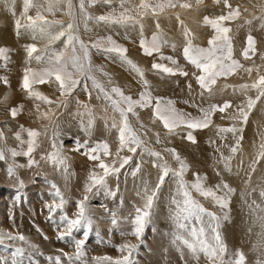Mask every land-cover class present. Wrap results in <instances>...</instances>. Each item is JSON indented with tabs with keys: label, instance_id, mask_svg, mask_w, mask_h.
Here are the masks:
<instances>
[{
	"label": "rangeland",
	"instance_id": "obj_1",
	"mask_svg": "<svg viewBox=\"0 0 264 264\" xmlns=\"http://www.w3.org/2000/svg\"><path fill=\"white\" fill-rule=\"evenodd\" d=\"M113 1L114 2H112L111 0V6L105 5L102 2H98L94 7L88 8L87 11L93 17L105 15L111 10V7H119V0ZM246 1L250 2L246 5V7H241L242 5H237V0H228L232 8H238L240 13L246 11H248L250 15L255 13L254 16L251 17V19L249 18L247 20L251 21L250 25L248 23H244L245 21L237 25L240 28L249 25L250 27H248V29L252 31V29L256 28V24L254 25V23L260 20L257 18L264 16V0H245L244 2ZM188 2L193 4V7L191 9H188V11L190 13L194 12L195 14H201L202 18H204L205 16L216 18L220 15L227 14L229 11V9L225 7L223 0H220L219 3H217L216 0H203V3L199 6L196 5V0H188ZM73 4L76 6L77 11L78 0H73ZM113 5H115L116 7H114ZM175 9H179V6ZM175 9H170V12H174ZM35 13V9L30 10L28 15L34 16ZM150 17L151 15H148L145 19H150ZM239 18L240 17L236 18L233 21L225 22V26L229 28H235L236 23L239 22L236 20ZM55 19L57 18L55 17ZM77 19L78 22L81 20L83 21L79 22L78 34L86 44H91L97 39L107 38L110 36L117 43L127 48V54L129 58L133 60L141 69H143L145 78L149 82L150 91L152 92L154 97H164L166 99L174 100L176 102L175 106L178 109L183 110L186 113H191L193 116H199V110H191L187 108L180 103V100L178 98V91L182 85L188 87V85L191 84L192 89L191 92L189 91V93L194 94L195 98L197 96L198 100L196 102V105L208 107V105L210 104L222 105L226 101L231 102L232 108L227 109L224 113L216 112L213 115L212 124L208 128L198 130L193 133L197 141L196 143H191L184 138L187 130H177L179 134H176L173 138H171L172 136L169 135L167 131H164L165 129L160 122H153L151 109L137 110L140 115V121L145 125V129H140V125L134 118L132 119V123L134 128L138 130V134L141 135V138L146 140V146L155 151L161 152L164 159L167 160L169 165L173 168H177L178 164L172 158L171 154L165 152L164 149L172 148L176 150L181 158L184 159L189 165V170L184 177L186 181L192 182L194 180V174L199 173L201 176L207 177V180L205 181L206 186L214 187L217 183L220 182L221 179L225 180L226 182H228L227 180L233 179L232 181L234 185V181L238 178L237 182L239 185L235 184V187L233 185H230L231 187L233 186V188L236 189V192L232 196L229 209L224 210L228 212L229 220L223 221L222 228L220 229L222 237L228 249V254L226 255L225 259H231L234 256L235 252L242 251L246 257V264H258V262L264 264V248L259 246L260 237L257 236L260 235L257 234V232L259 231L244 234L243 238L244 240H246L245 243H229V240L232 239V237H230L231 234L235 232L233 227L238 219L242 220V218H245V221H247L245 223L246 226L252 224L254 222V219H256L252 211H250V214H245V209L246 207H248V203H251V201L255 199L258 204L264 206V199L259 197L258 191L256 193H253L251 196L247 195L249 188H247L246 190L244 183L245 179H247L246 172L242 173V171L239 170L238 175L236 173V175H233L231 173L229 174V176H227L225 175L226 171H224L223 164L221 163L222 168L220 169L219 167L213 168L214 164L213 160H211V163H208V167L213 168V174L217 176V171L221 173L219 179L217 181H214L209 178L207 171H205V168L202 165L204 160H201V158H199L196 161H192L191 156L187 154L189 149H195V147L198 146L200 140L204 141V139L207 140L206 142L211 143L214 149L219 147V149L221 150L224 149V155L227 156L230 154V147L235 143L234 137L231 136V133L230 136L229 133L228 135H218V127L227 128L233 126L234 123L236 124V126L238 125L237 127L240 126L239 122L233 121L232 119H230V116L234 113L237 105L246 104L247 98L249 96L255 98L256 91L250 90L245 94L239 90V86L246 83L250 84V78H252L253 81L257 79V71L255 70L256 68L259 69V74L264 75V60L262 61L263 66L261 63H256L257 59H261L259 54L257 55V52L255 53V55L251 56V59H245L242 55L244 48L247 46L246 41L248 35H252L255 39V36L253 35L255 30L252 31L253 33H250L251 31L248 32L244 29V33L239 32L242 36L240 37L241 39L239 38L238 40L237 37L239 36H236L238 30L236 29L237 31H230L229 36L232 38L233 44V59L238 60L243 67L239 69L235 74L227 78H220L219 80H224L222 82L223 86H217V83L215 85V87L217 86V88H213L214 94L209 97L208 94L205 93L204 97L202 98L200 95L201 89L196 83L193 75L194 73H197V69H195V67L191 65L184 56L183 50L187 43L186 38H184V41L181 40L179 43H177V39L175 38L177 36H171L170 38L174 41V44L164 43L162 44L159 53H156L153 56H145L143 55L140 48L141 36H139V39H137L136 42L133 41V44L131 45L123 40L125 36L132 40L133 38H131L130 35H134V33L137 34V30L140 33L139 28H124L116 25H105L102 23H96L95 19H92L87 21L86 30L84 20L80 17H77ZM174 19H176V17H174ZM159 22L162 27L163 22ZM149 25L145 26L143 31L144 34L149 31ZM205 26L207 25H202L203 28ZM6 28L9 29L10 27L6 25ZM190 28V31L192 33L193 31L191 25ZM128 29L131 30L129 31ZM176 29L178 30V32H180L181 30L179 27H176ZM131 31L135 32L132 33ZM153 33L155 32L153 31L147 33L145 36L143 35V37L150 40ZM193 34L194 33H192L193 46L207 48L209 46L208 41L209 39H211L214 33L212 28L210 26H207V32H197V34ZM21 35L24 36V38H20L18 41H15L13 43L2 44L3 41L0 38V49L4 50L2 55H0V77L6 76L9 81L8 86H5L2 82H0V131H3L6 137L4 141H0V147H5L6 149H16L17 151L21 150L19 141L15 139V133L19 130L20 125H23L26 129H34L41 132V136L38 140L39 146L33 153V157L38 162V166H33L31 168L27 166L17 167L15 169L16 175L10 177L7 171L8 167L12 164L27 165L28 158L21 155L15 157L13 160V158L10 156V153L6 152V160L0 161L3 165L0 167V230L10 231L14 235L17 233L22 234L28 241V244H25L18 240L4 241L2 244H0V259L10 260L11 253L15 250V248L23 247L25 249V264H29V261L27 259V257L29 256H31V259L35 261L36 264H49L47 258L49 256L55 257L57 255H61L63 264H67V260L63 257L62 253L72 254L74 253L75 248L73 244L69 242H61L57 239L58 230L56 225L59 221L61 213L58 211L55 214L53 220L48 219L49 214L46 208V204H49L53 201V196L51 195L53 189L51 188V184H56L65 198L66 203L64 205V213H66L70 218H74V214L77 211L76 203L77 201L83 199V196L85 195L84 186L88 182L89 173L94 170V166L97 163L88 160L86 156L71 151V149L74 147V141L77 139H79L81 142H83L84 140H88L90 144L97 141H104L109 144L110 150L115 153L118 148V132L116 129L111 128L110 126L106 127L104 123H102L104 119L99 115L98 120H96L99 122H95L94 127L89 134H86L83 130L79 131V129L81 130V128L78 129V127H81L80 122H78L79 119L72 116L73 112L75 113L76 108L80 107V105L77 104V100H81L83 97H86V101H88L89 103H86L85 100L83 101H85V103L88 105L90 104L89 106L93 105L96 108H99V105H102L103 103L101 100L98 101L96 99L97 94L93 93V91L95 90L91 89L90 81L88 82V85L89 90L91 91V98H89L88 93H86L83 88H78L76 92L73 93V96L75 98H68L70 102L66 109L60 108L56 110V115L51 120L40 118L41 110H43V104L39 103V101H35L33 98H30L28 94L22 89L21 83L25 67H40V65H38L34 60L29 61L27 53L28 46L35 44L39 52L45 49L47 42L43 40H34L30 32H24ZM204 38L206 39V46L203 43L204 41H202L204 40ZM237 43H242L243 49L241 48L240 50V47H236L238 45ZM54 47L57 49H62L63 41L57 42ZM237 49H239V51ZM239 52H241V54ZM90 55L92 64L95 68H102L104 71L108 72L113 80L114 85L121 87L126 95H132L134 98H138L139 93L143 91V87L140 83L139 77L134 72H132L128 67L121 65V63L115 58L108 59L104 54L98 53L95 49H90ZM161 56L165 57V59H161ZM239 56H241V58H239ZM169 57L172 60L176 61L175 65L171 64L170 61L166 59ZM154 62L162 63L169 67H179L188 72L189 75L186 77L180 75L166 76L152 69V64ZM246 68L254 69L251 76H249V74L244 70ZM94 75H96V77H98L97 79L102 83H106L107 78L104 77L100 72H94ZM226 83L227 85H229V87L224 88ZM48 85L49 84H42L38 86H40V88L42 87L43 91L41 94H46L48 97H51V95H48L49 91H51L47 89ZM167 86L168 88H166ZM218 87H220V89H218ZM57 94L59 95L58 91ZM79 94L80 96H78ZM5 97H7V99H5ZM76 97L80 98L77 99ZM91 99L93 100V102L91 101ZM36 104L40 105L39 112L37 111ZM12 107H21V111L16 119H12V117L10 116L9 110ZM48 108L46 109L48 110ZM108 109L111 111L110 108ZM54 128H56L57 131L56 137L53 136ZM156 133L160 134L162 143H156ZM261 133L264 134V98H262L261 101L257 103L256 107L249 115L248 123L243 126V139H245L246 137V140L250 141L249 146H251L250 148L247 147L249 149L247 150L248 153L245 152L246 158L249 160V162H247L248 160L246 159L247 161H245V163H251V161L255 158L253 157V155L255 156V154L258 152V145H260V143L262 142ZM22 136L24 139H27L26 133H22ZM149 136L151 138L150 142H148V139L150 138H147ZM221 136H223L224 139H222ZM228 137H231V142L229 141ZM54 139L57 144L62 143L64 145L63 155L68 157L67 175H65L62 170L57 169V167L51 162L47 161L46 159H41V157H46L49 153L54 151V149L52 148ZM255 142H257L258 145ZM227 144H229L230 146H228ZM241 145L245 148L244 143H241ZM26 148L27 145L25 144L23 146V149L26 150ZM247 148H245V150ZM220 152L218 153L216 151L215 155L212 157L218 159L220 156ZM120 154L131 155V153H128L126 150L121 152ZM105 159L106 162H111L113 157H108ZM152 160V157L146 155L140 156V151L138 149L137 155L133 157L132 163L126 166L124 170H122L118 180L115 177H108L109 187L113 190H116L117 186L119 188L115 199L105 196L103 192H100L98 194H88V207L93 218V224L92 230L90 231L84 246L86 253L84 259L86 261V264H95L93 257H121L122 254L117 251V248L126 242L138 245V249L133 253L132 257L134 260V264H207V261L202 254L200 256V259H204H199V261H197L192 257L191 253H189L186 248H181V250L178 251L176 245L172 243L174 224L171 219V213L174 211V206L171 205L170 201L171 198L176 194V185L175 182L170 178L166 179L165 185L162 187L158 195V199L156 200L155 206L153 208L151 221L146 225L142 237L137 240L136 237L129 234L132 231V224L130 223V220L135 216V208L137 206L142 207L144 203V201L141 199V196L137 195L138 191L142 192V182L144 180H147L150 187H154L159 175L158 170L152 166ZM233 160V163H238V161L240 160V156H238V153L233 158ZM137 162H141L142 170L135 178H133L130 173ZM238 166L241 165L239 164ZM256 167L257 170L252 174L250 187H257L258 184L264 181V160H262ZM95 170L97 172L102 171L98 168H96ZM21 181L23 182L22 184ZM194 196L208 210L216 212L217 215L222 216L224 214L223 211H221L218 207L213 206V204L209 200H204V198L199 197L198 194L195 193ZM121 199H123V206H120ZM245 200H247L248 203H245ZM232 206L236 211L235 214L230 213L231 210H233ZM112 212L116 213V218L118 221V223L115 225L112 223ZM258 213L259 212H257V214ZM10 214L12 216V219L9 218ZM259 214L264 215V213ZM255 222H257V224H255L257 225V227H255L254 230L256 228L257 230H259V223L256 220ZM82 233L83 230H81L80 232H74L73 235L76 238L80 239L83 238ZM45 236H47L48 239H45ZM29 244L34 245L35 248H30L28 246ZM181 251L183 252V258L181 256Z\"/></svg>",
	"mask_w": 264,
	"mask_h": 264
},
{
	"label": "snow or ice",
	"instance_id": "obj_2",
	"mask_svg": "<svg viewBox=\"0 0 264 264\" xmlns=\"http://www.w3.org/2000/svg\"><path fill=\"white\" fill-rule=\"evenodd\" d=\"M98 2L111 6V0H78L79 12L85 21V29L87 30V21L92 19H95L96 23L105 25H116L124 28L139 27L141 34L140 48L145 56H153L159 53L162 44L167 43L162 38L159 22V17L165 13L166 9H175L179 6L187 10L193 7V4L188 2V0H139L138 3L135 0H121L118 8H111L107 14L93 17L88 13L87 9L94 7ZM216 2L219 3L220 0H216ZM202 3L203 0H196L197 6ZM223 3L229 9L227 14L216 18H210L209 16L203 18V23L210 26L214 33L208 41L209 46L207 48L193 46L191 31L184 25V21L181 20L179 14H176V19L182 26L183 35L187 41L183 50L184 56L197 69L198 74L194 73L193 75L201 89L200 95L202 98L205 93L209 97L214 94L213 88L220 78H227L243 67L238 60L233 59L232 38L229 36L231 29L225 26V22L238 18L240 11L238 8L233 9L228 0H223ZM33 8L36 10L35 15H28L29 10ZM57 12L69 16V22L65 24L63 21L55 19ZM148 15H151L156 20V32L153 33L150 40L143 37V20ZM23 16L26 23L22 24L20 19L15 21L17 31L19 32V29L23 27L32 34L34 40L47 42L45 49L39 52L35 44L28 46L29 61L34 60L40 67H25L21 83L22 89L30 98L49 105L46 112L40 113V118L51 120L55 117L56 110L60 108L66 109L69 104L68 98H75L73 93L78 88H83L88 93L89 98H91V91L88 85L90 81L91 89L97 93L96 99L104 101L105 112L107 113V109L110 108L113 113L111 117L107 115L103 117L105 126H109L108 120L111 119L110 127L116 129L118 132V148L115 153L110 150L109 144L104 141H97L91 144L88 140L81 142L77 139L74 141V147L71 151L86 156L90 161L97 162L94 170L89 173L88 182L84 186L85 195L83 199L76 203L77 211L74 214V218H70L64 213L65 198L57 185L51 184L53 201L46 204L49 214L48 219L53 220L58 211L61 213L56 225L58 230L57 239L61 242H69L75 248L72 254L62 253L63 257L67 260V264H86L84 246L93 224V218L88 207V194L103 192L105 196L115 199L119 188L118 186L116 190L110 188L108 177H115L118 180L122 170L132 163L138 149L140 156L146 155L153 158L152 166L158 170L159 175L154 187H150L147 180L142 182V192L138 191L137 195L141 196L144 203L142 207L137 206L135 208V216L130 220L132 231L129 234L136 237L137 240L142 237L146 225L151 221L158 195L165 185L166 179L170 178L176 185V194L171 198L170 203L174 206V211L171 213V219L174 224L172 243L176 245L177 250L180 251L181 248H186L197 261H199L202 254L207 264H246V257L242 251L235 252L231 259H225L228 249L220 231L223 221L229 220L228 212L224 210L229 209L236 189L223 179L214 187H208L205 185L207 177L201 176L199 173L194 174L192 182L186 181L184 177L189 170V165L176 150L172 148L164 149L165 152L171 154L178 164L177 168H173L164 159L161 152L146 146V140L141 138V135L138 134V130L134 128L132 123V119L134 118L140 125V129H145V125L140 121V115L137 110L151 109L153 122H160L169 135L179 134L177 130H187L184 138L191 143H196L197 141L193 133L208 128L212 124L213 115L216 112L224 113L227 109L232 108L231 102L226 101L222 105L210 104L208 107L190 105L191 107H197L200 112L199 116H193L191 113L178 109L175 106L176 102L174 100L164 97H154L150 91L149 82L145 78L143 69L129 58L127 48L117 43L110 36L97 39L91 44H86L81 39L78 34L79 22L73 0H47L46 5L41 4L39 0H24ZM49 16L53 18L49 19ZM257 19L262 21L261 26L264 27V16ZM246 23L251 24V21H246ZM59 41H63L62 49L54 47ZM246 44L247 46L244 48L242 55L245 59H251V56L256 53V40L252 35H248ZM90 49H95L98 53L104 54L108 59L115 58L121 65L128 67L139 77L143 91L139 93L138 98L126 95L121 87L114 85L108 72L102 68H95L93 66ZM3 51L0 49V55H2ZM161 59H165V57L161 56ZM166 59L171 64H176V61L170 57ZM261 59H264V56ZM152 69L166 76L180 75L186 77L189 75L188 72L179 67H169L157 62L152 64ZM244 70L251 76L254 69L246 68ZM255 70L257 71V79L250 84L246 83L239 86V90L245 94L250 90H255V98L249 96L246 104L237 105L234 113L230 116V119L239 122L240 126L237 127L234 123L231 127H218V135L231 133L235 139V143L230 147L229 155L226 156L223 152H220L219 148L216 149L217 152H220L218 163H222L224 171L229 174L233 172L232 160L241 150L243 126L248 123L249 115L257 103L264 98V75L259 74L258 68ZM94 72H100L106 77V83L98 80ZM0 82L5 86L9 84L6 76L0 77ZM42 84H49L56 88L59 92L57 100H52L35 90L36 85ZM227 87L229 85L224 86V88ZM188 88L191 92V84L188 85ZM185 103L188 102L185 101ZM77 104L84 109V112H78L77 115L81 117L87 115V123L85 124L82 119L81 128L86 134H89L95 124L93 111L89 105L83 104L79 100H77ZM53 105L54 107H52ZM36 107L39 112V104ZM20 111L21 107H12L9 110L12 119H16ZM22 133L27 134V139L23 138ZM40 136L41 132L34 129H26L23 125H20L19 130L15 133V139L19 141L21 150L17 151L16 149L0 147V161L6 160V152L10 153L13 160L15 157L21 155L28 158L27 165L12 164L8 167L7 171L10 177L16 175L15 169L17 167L27 166L31 168L38 166L33 153L39 146L38 140ZM53 136H57L56 128L53 129ZM221 138L223 139V136ZM5 139L4 132L0 131V141H4ZM156 143H162L159 133H156ZM25 144L27 145L26 150L23 149ZM52 148L54 151L46 157H41V159L51 162L57 169L62 170L67 175L68 157L63 155L64 145L62 143L57 144L54 139ZM125 150L131 153V155L120 154ZM108 157H113L111 162H106L105 158ZM262 160H264V134H262V142L259 145L255 158L248 165L247 179L244 181L245 187L249 188L247 192L248 196L258 191L259 197L264 199V181L258 184L257 187H250L252 174L256 172V166ZM96 168L102 171L97 172ZM141 170V162H137L130 174L135 178ZM216 174L217 176L221 175L219 171ZM236 174L238 175L239 172ZM194 193L204 198V200H209L213 206L218 207L224 214L221 216L217 215L216 212L208 210L195 198ZM245 203H248L247 200H245ZM120 206H123V199L120 200ZM248 207L256 216V221L259 222L261 229L264 230V215L257 214V212L264 213V207L258 204L255 199L251 203H248ZM111 215L112 223L114 225L117 224L116 213L112 212ZM9 218L12 219L11 214ZM81 230H83V238L78 239L73 233L80 232ZM44 238L48 239L47 236ZM6 240H18L28 244L26 237L22 234L17 233L14 235L10 231L0 230V244ZM28 246L35 248L31 244ZM259 246L264 248V231L260 233ZM137 249L138 245L126 242L117 248V251L122 254L121 257L101 256L93 257V260L95 264H134L132 257ZM181 256L183 258L182 251ZM27 259L29 264H36L31 259V256L27 257ZM47 259L49 264H63L61 255L55 257L49 256ZM0 264H25V249L23 247H16L11 253L10 260L0 259ZM258 264H261V262H258Z\"/></svg>",
	"mask_w": 264,
	"mask_h": 264
},
{
	"label": "bare ground",
	"instance_id": "obj_3",
	"mask_svg": "<svg viewBox=\"0 0 264 264\" xmlns=\"http://www.w3.org/2000/svg\"><path fill=\"white\" fill-rule=\"evenodd\" d=\"M245 0H237V5L238 6H241V7H246V5L250 2H248V1H246V2H244ZM39 2L41 3V4H45L46 5V3H47V0H39ZM112 2H114L113 0H112ZM116 2V1H115ZM119 2H121V0H119ZM135 2L136 3H138L139 2V0H135ZM210 2V1H209ZM211 3V2H210ZM236 3V2H235ZM112 4V3H111ZM115 4V3H114ZM78 6H77V17H80V18H82L83 20H84V18H83V16H81L80 15V12H79V4H77ZM207 5V4H206ZM205 5V6H206ZM209 5H211V4H209ZM264 5V4H263ZM114 7H116L115 5H113ZM204 6V7H205ZM64 7H66V6H64ZM118 7V6H117ZM209 7V6H208ZM213 7V6H212ZM111 8H113V7H111ZM103 9H107V8H103ZM206 9V8H205ZM210 9V8H209ZM30 10H34V8L33 9H30ZM29 10V11H30ZM23 12H24V0H0V38L2 39V44L3 43H13V42H15V41H18L20 38L21 39H23L24 38V36H22L21 34L22 33H24V32H28L27 30H24V28L23 27H21L20 29H19V32L17 31V29H16V26H15V21L17 20V19H20L21 20V23L23 24L24 22H26V20H25V18H24V16H23ZM216 12V11H215ZM28 14H29V12H28ZM95 14V13H94ZM176 14H179V16H180V18H181V20H183L184 21V25L190 30L191 28H190V25L192 26V33H194L193 35H195V34H197V32H201V33H205V31L207 32V26H205L204 28L202 27V25H205L204 23H203V18H202V16H201V14H195L194 12H192V13H190L189 11H188V9L186 10V9H182V8H180L179 7V9H175L174 10V12H170V9H166V11H165V13L164 14H162L160 17H159V21H162L163 22V25H162V27H161V29H160V32H161V34H162V38L164 39V40H166L167 41V43H171V44H174V41L170 38L171 36L172 37H174V36H177V37H175L176 39H177V43H179L181 40L182 41H184V35H183V28H182V26L180 25V23L177 21V19H174V17H176ZM254 14L255 13H253V14H249V12L248 11H246V12H241L240 13V18L239 19H237L236 21H239L238 23H236V27L235 28H230L231 29V31L232 30H238V32H237V35L236 36H239V37H237V40L242 36L241 35V33H239V32H245V30H247L248 32H250L251 30H249L248 29V27H250L249 25H246V26H244V24H243V28H240L239 26H237V25H239V23H241V22H243V21H245L244 23H246V21L250 18L251 19V17L252 16H254ZM57 19H59V20H61V21H63L64 23H68L69 22V20H70V17L69 16H67V15H63L62 13H60V12H57L56 13V16H55ZM49 19H52L53 17H51V16H49L48 17ZM146 18V16L144 17V20H143V23H144V28H145V26H147V25H149V23H150V25L148 26L149 27V31L147 32V33H150V32H156V27H155V23L154 22H156V20L153 18V17H150V19H145ZM164 20V21H163ZM252 20H253V18H252ZM79 22H83L82 20L81 21H79ZM85 22V21H84ZM169 24V25H168ZM234 24V23H233ZM256 24V28L255 29H252V31H254L255 30V32L253 33L252 31L250 32V33H253V35L255 36V40L257 41V45H256V52H257V55L259 54V56L260 57H262V56H264V27H262L261 26V24H262V21L261 20H259L258 22H255L254 23V25ZM6 25H8L10 28L9 29H7L6 28ZM232 25V24H231ZM176 27H179L181 30H180V32H178V30L176 29ZM139 27H137V29H138ZM245 29V30H244ZM129 30V29H128ZM131 30V29H130ZM129 30V31H130ZM205 30V31H204ZM236 30V31H237ZM136 31V30H135ZM135 31H131L132 33L133 32H135ZM146 33V34H147ZM138 34V35H137ZM137 34L136 33H134V35L133 34H131L130 36H131V38H133L132 40H130L129 38H127L126 36L123 38V40L124 41H126L129 45H131V44H133V41L134 42H136V40L137 39H139V36H141V34L139 33V31L137 30ZM146 34H144L143 33V35L145 36ZM204 35V34H203ZM244 35V34H243ZM123 37V36H122ZM129 37V36H128ZM200 37V36H199ZM244 38V37H243ZM203 39V38H202ZM236 39V38H235ZM234 39V40H235ZM241 39V38H240ZM205 38H204V40H202V41H204L203 43L205 44V46H206V42H205ZM237 40H236V42H237ZM168 41H170V42H168ZM198 41V40H197ZM242 42V41H241ZM236 44V43H235ZM238 44V43H237ZM239 45V46H238ZM236 47H240L239 49L241 50V48H242V46H243V44L242 43H240V44H238ZM239 49H237L238 51H239ZM243 49V48H242ZM237 52V51H236ZM240 54H241V52H239ZM238 56V55H237ZM239 58H241V56H239ZM238 58V59H239ZM264 59H257V61H256V63L257 64H259V63H261L262 64V66H263V61ZM255 61V60H254ZM134 62V61H133ZM135 63V62H134ZM140 65H142V64H140ZM260 66V65H259ZM248 67V66H247ZM150 71V70H149ZM148 71V72H149ZM263 73V72H262ZM148 74V73H147ZM98 78V77H97ZM250 80H251V83H252V81H253V79L252 78H250ZM224 81V80H223ZM222 80H218L217 81V83H218V85L217 86H219V85H222L223 86V82ZM242 82V81H241ZM238 83H240V82H238ZM226 85H227V83H226ZM217 86L215 87V88H217ZM166 88H168V86L166 87ZM44 89V88H43ZM47 89H49V90H51V91H49V93H48V95H51V97H49L50 99H57L58 98V94H57V90H56V88L54 87V86H50V85H48V88ZM135 89V88H134ZM133 89V90H134ZM218 89H220V87H218ZM222 89V88H221ZM35 90H37V91H39L40 93H42V87L40 88V86H38V85H36L35 86ZM93 90V89H92ZM132 90V89H131ZM136 91V90H135ZM216 91V90H215ZM51 92V93H50ZM217 92V91H216ZM219 92H220V90H219ZM93 93H95V94H97L95 91H93ZM248 93V92H247ZM94 94V95H95ZM46 95V94H45ZM245 95V94H244ZM47 96V95H46ZM78 96H80V94L78 95ZM195 95L194 94H190L189 93V89H188V87H185V85H182L180 88H179V91H178V98H179V100H180V103L182 104V105H184V106H186L187 108H189V109H191V110H198L197 109V107H191L190 105H196V102H197V100H198V98H197V96H196V98L194 97ZM77 98V97H76ZM78 98H80V97H78ZM77 98V99H78ZM76 99V100H77ZM83 100H87V98L86 97H83L81 100H79L80 102H82ZM85 101H83V103H85ZM91 101L93 102V100L91 99ZM99 101V100H98ZM101 101L103 102H101L102 103V105L100 104L99 105V108L97 107H94L93 105L92 106H89L91 109H92V111H93V114H94V117H95V122H99V121H96V120H98V115L101 117V118H103V117H105V115H107L108 117H111L112 115H113V113L109 110V109H107V113L105 112V104H104V101L101 99ZM185 101H187L188 103H185ZM70 102V101H69ZM91 102V103H92ZM1 103V102H0ZM39 103H41V104H43L42 102H39ZM72 103V102H71ZM86 103H89L88 101H86ZM85 103V104H86ZM99 103V102H98ZM37 105V104H36ZM88 105V104H87ZM90 105V104H89ZM40 106V105H39ZM98 106V105H97ZM104 106V107H103ZM7 107V106H6ZM5 107V108H6ZM53 107V106H52ZM46 108H48V105H46V104H43V110H41V113H43V112H46L47 111V109ZM75 108V107H74ZM36 112V111H35ZM78 112H84V109L80 106V107H77L76 108V110H75V113L73 112V115L72 116H74V118H78L79 119V121L78 122H80V124H81V120L83 119V121H84V123H87V115H85V116H83V117H81L80 115H77V113ZM110 113V114H109ZM39 115V114H38ZM37 115V116H38ZM39 117V116H38ZM104 119V118H103ZM42 120V119H41ZM74 120H77V119H74ZM100 120V119H99ZM77 122V121H76ZM251 122V121H250ZM102 123H104V125H105V120L102 122ZM98 124V123H97ZM78 125V124H77ZM100 125V124H99ZM108 125L110 126L111 125V119H109L108 120ZM81 126V125H80ZM238 126V125H237ZM252 126H254V125H252ZM42 127V126H41ZM251 127V126H250ZM73 128V127H72ZM79 128H81V127H78V129ZM252 129V128H251ZM253 129H254V127H253ZM75 130V129H74ZM259 130V129H258ZM73 131V130H72ZM79 131H82V128H81V130L79 129ZM164 131H166V130H164ZM108 132V131H107ZM110 132H112V131H110ZM261 132V131H260ZM79 134H80V132H79ZM262 134V133H261ZM227 135H228V133H227ZM257 135V134H256ZM150 136H151V133H150ZM150 136L149 137H147V138H150ZM172 137L171 138H173L174 137V135H171ZM229 136H230V133H229ZM232 136V135H231ZM260 136V135H259ZM83 137V136H82ZM91 137V136H90ZM167 137H169V136H167ZM166 137V138H167ZM225 137V136H224ZM244 137V136H243ZM43 138H44V136H43ZM204 139V138H203ZM224 139V138H223ZM228 139H229V141H230V139H231V137H228ZM254 139V138H253ZM233 140V139H232ZM235 140V139H234ZM151 141V138L150 139H148V142H150ZM207 140L206 139H204V141H201L200 140V142H199V144H198V146L197 147H195V149H189L188 150V152H187V154L189 155V156H191V159H192V161H196L197 159H199V158H201V160H204V162L202 163V165H203V167L205 168V171H207V173H208V175H209V178L211 179V180H214V181H217L218 179H219V176H215L214 174H213V171H212V169L213 168H218L219 167V169L220 168H222V164L221 163H218V160H219V158L217 159V158H213L212 156H214L215 155V153H216V150L215 149H217V148H213V145L211 144V143H209V142H206ZM215 142V141H214ZM217 142H218V140H217ZM216 142V143H217ZM223 142V141H222ZM225 142V141H224ZM231 142V141H230ZM232 142H234V141H232ZM252 142V141H251ZM215 143V144H216ZM221 143V142H220ZM241 143H244L245 144V148H247V147H251V146H249V144H250V141L249 140H246V137H245V139H243L242 140V142ZM255 143H257V142H255ZM1 144V143H0ZM222 145V144H221ZM228 146H230L229 144H227ZM257 145H258V143H257ZM258 147H259V145H258ZM220 148V147H219ZM245 148L241 145V150L238 152V156H240V160L238 161V163L237 164H235L236 163V159H235V163H233L234 162V160H232V168H233V172H232V174L233 175H236L235 173H237L239 170H241L242 171V173L243 172H246L247 173V171H248V165L250 164V163H245V161H247L248 159L246 158V153H248V151L247 150H249L248 148L245 150ZM222 149H223V146H222ZM253 149H254V147H253ZM221 150V149H220ZM245 150V151H244ZM256 150V149H255ZM223 151H225L224 149L223 150H221V152H223ZM251 151H252V149H251ZM254 151V150H253ZM246 152V153H245ZM250 152V151H249ZM219 153V152H218ZM217 153V154H218ZM253 153V152H252ZM256 155V154H255ZM251 156H252V154H251ZM253 157H255L254 155H253ZM247 159V160H246ZM250 159V158H249ZM253 159V158H252ZM211 160H213V164H214V166H213V168H209L208 167V163H211ZM73 161V160H72ZM247 162H249V160L247 161ZM241 165V166H238V165ZM259 165V164H258ZM1 166H3L2 165V163L0 162V167ZM245 168H247V169H245ZM244 171H243V170ZM217 175V174H216ZM225 175H227V176H229V173H227V172H225ZM244 175H245V173H244ZM239 177V176H238ZM234 178V177H233ZM229 179V178H228ZM233 180V179H232ZM232 180H227L228 181V183L230 184V185H233V181ZM235 180V179H234ZM238 178H237V180H235L234 182V185L236 184V185H239L238 184ZM242 181V180H241ZM240 182V181H239ZM241 184V183H240ZM257 184V183H256ZM233 185V186H234ZM235 185V186H236ZM254 185H255V183H254ZM232 186V187H233ZM234 186V187H235ZM237 187H240V186H237ZM246 188V187H245ZM241 189V188H240ZM246 190H247V188H246ZM243 191V190H242ZM263 206V205H262ZM233 207V206H232ZM264 207V206H263ZM250 209H249V207H246V209H245V214L247 215V214H250ZM235 209H234V207H233V210H231V214H235ZM259 214V213H258ZM250 216V215H249ZM251 217V216H250ZM256 217V216H255ZM253 218H254V216H253ZM243 219H244V221L246 220L245 218H242V220L241 219H238L237 221H236V223H235V225H234V227H233V229H234V231L235 232H233L232 234H231V236L230 237H232V239H230L229 240V243H231V244H237V243H245L246 242V240H244V238H243V236H244V234H246V233H253L254 231H259V232H257V234H260L262 231H264V230H262L261 229V227H260V229L259 230H257V228L254 230V228L255 227H257V225H255V224H257V222H255V220L256 219H254V222H253V220H252V224H248L249 226H246L245 225V223L247 222V221H243ZM259 223V222H258ZM260 225H258V227H259ZM251 229V230H250ZM167 234V233H166ZM252 235V234H251ZM227 236V235H226ZM258 237H260V235H257ZM230 237H228V238H230ZM173 238V237H172ZM255 245H258V244H255ZM253 248V247H252ZM204 259V258H203ZM203 259H200V260H203Z\"/></svg>",
	"mask_w": 264,
	"mask_h": 264
}]
</instances>
